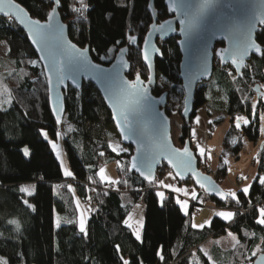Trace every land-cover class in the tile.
Masks as SVG:
<instances>
[{"label": "trees", "instance_id": "trees-1", "mask_svg": "<svg viewBox=\"0 0 264 264\" xmlns=\"http://www.w3.org/2000/svg\"><path fill=\"white\" fill-rule=\"evenodd\" d=\"M17 1L40 20H45L51 10L50 0ZM149 1L85 0L87 10L82 18L71 11L80 6V0H61L59 11L68 24L71 40L80 47L88 45L92 58L99 63L107 64L111 60L105 57L111 51L115 53L128 45L129 35L136 36L137 45L129 46L131 66L127 75L133 79L138 72L147 79L149 71L142 61L141 49L153 22ZM155 7L159 22L172 16L164 0H155ZM0 41L8 45L6 56L0 57V258H5L8 264H124V260L129 264H253L259 253L253 257L252 252L257 246L264 249V225L256 222L258 210L264 204V185L259 182L264 178L263 132L261 139L257 134L249 137L260 144L256 155L259 175L247 194L238 191L237 199L220 201L197 188L218 207L234 210V218L225 221L215 216L210 225L194 228L191 217L197 205L190 204L186 215L175 203L173 192L165 195L161 205L156 189L160 187L159 178L167 168L165 165L150 184L131 170L132 147L128 146V151L123 153L113 150L107 130L113 124L112 116L93 83L84 82L79 90L72 86L64 90L65 114L57 123L50 109L49 91H46L49 86L40 75L44 69L24 30L16 22L0 16ZM257 41L264 47V28L257 33ZM177 42V37L164 42L163 55L156 59V72L178 87L174 100L181 113L184 93L179 79L181 54ZM221 46L224 43L218 42L215 49ZM32 60L39 62L33 66ZM215 63L212 78L197 87L193 114L188 124L183 121L179 138L181 145L189 140L198 156L199 168L205 172L198 144L190 141L191 137H197L196 132L192 133L198 111L207 112L210 120L207 127L212 132L224 118L211 119L209 107L235 117L244 114L254 99L264 98L254 92L256 84L264 89V58L252 57L254 72L245 67L241 76L236 71L229 75L228 65ZM217 90L224 97L223 104L215 98ZM9 94L10 103L5 102ZM167 113L170 115L168 110ZM43 132L53 139L58 138L59 132L63 133L71 177H64ZM25 147L30 153L27 157L22 152ZM243 150L242 138L233 143L234 156ZM112 161L119 162L120 183L117 184L101 181L99 177L101 167ZM220 167L219 174L227 176V164ZM212 175L220 180L214 172ZM249 179L250 176L245 181ZM177 181L180 185L195 186L191 180ZM26 185L36 186L33 195L20 192ZM74 190L90 206L85 225L87 235L79 230ZM124 196L129 202L124 201ZM139 202L145 207L141 240L124 224L133 205ZM57 217L60 228L56 227ZM12 221L18 222L19 228ZM228 233L235 234L240 243L228 250L216 246L209 261L201 246L211 238Z\"/></svg>", "mask_w": 264, "mask_h": 264}, {"label": "snow or ice", "instance_id": "snow-or-ice-1", "mask_svg": "<svg viewBox=\"0 0 264 264\" xmlns=\"http://www.w3.org/2000/svg\"><path fill=\"white\" fill-rule=\"evenodd\" d=\"M214 0H201L198 5H193L188 3L187 0L181 2L179 5H172L171 10L177 11L178 8L183 9L182 16L180 20L181 32L185 36V40L181 41V45L186 48L190 53V62L188 65L189 72L191 76L195 79H199L203 75H207V44L202 43V46L197 45L196 41L200 37L201 33L205 29V14L213 5ZM264 4V0H262ZM61 6V0H51L48 7L51 9L47 12V17L45 22H41L39 19H33L29 16V13L25 8L21 7L20 4L16 3L15 0H0V14H3L9 22H18L27 29V35L31 38L32 44L37 46L41 55L39 61L44 62V69L40 75L44 76L48 88L46 91H51L52 86L59 88L65 84L66 80H71L74 85L79 87L78 78L81 76L91 75V78L97 79L103 85L105 91V98L110 102L112 107L116 125L123 135L124 140H134L136 143V153L131 159V169H135L140 173L148 182L151 184L155 180L153 174V169L157 163H159L161 158L167 159L168 164L176 169V175L183 178L185 171L191 168V162L194 159L192 152L188 147H184L181 151L177 148H171L166 143V137H162L160 134V124L157 120L159 116L158 112H155L152 106L153 97L150 95L149 88L145 85L144 81L141 80L140 74L137 72L135 75V80H128L124 78L122 72L124 69L129 67L127 60L120 59L117 65L113 66V69H104L99 64H92L88 58V49L77 48L75 44L64 39V27L65 25L56 21V17L60 14L58 9ZM87 10V5L85 0H80L79 7H73L72 12L79 14L80 17L84 18V13ZM257 21L260 24H264V8L261 9L259 16L245 18L238 24H234L229 28H222L219 26L209 27L210 34L212 36L220 33L223 35V31H228V35L224 38L229 40V48L220 50L219 56L222 62H226L228 58H231L232 64L235 65V70L240 71L244 67V58L249 55L250 52L255 51L259 53L261 49L255 45L253 42V33L256 31ZM152 31L147 33V39L143 40V50L142 56L143 60L147 63V67L150 70L152 68L151 56L149 53V47L151 46L152 53H160L161 49L152 44L153 36L159 33L160 39L163 40L164 36L169 31H174L172 28V22L165 20L163 23L151 25ZM129 45H137V37L134 35H129L127 37ZM128 52V48H120V56L123 57L124 54ZM110 58V57H105ZM39 61L32 60L30 63L35 66ZM232 75L231 72L228 73ZM39 79V77H37ZM235 79V78H234ZM153 82L151 76L148 78V84ZM193 82L192 79L189 81V87ZM259 91V89H258ZM264 95V94H262ZM62 101V96L56 98L53 101L52 111L55 113L56 122H61V114L63 112V104L60 107H56V102ZM5 102L10 103L11 97L9 94V99ZM187 99L185 98V104ZM253 116L255 117V104H253ZM185 111L187 109L185 108ZM260 120L264 121V115L260 116ZM240 121L244 124H248L249 120L244 117L236 118V127L239 128ZM199 122V118H197ZM71 130V129H70ZM264 131V128L261 129ZM193 135H195V130H193ZM59 135V134H57ZM44 138L47 140V132H43ZM52 149L56 151V155L59 158L61 156V151L58 149V145L51 142ZM199 147V145H197ZM115 151V149H113ZM121 152H127V148H121ZM201 156L204 155V149L199 148ZM24 156H29V149L27 147L22 149ZM103 155V153H101ZM119 163V162H118ZM227 163V161H225ZM61 165H63V160H61ZM142 168H147V172L142 171ZM104 169L101 168L99 171V176L101 181L109 180L110 178L105 176ZM65 176H72L73 173L65 168ZM169 176L173 174L168 173ZM196 183L200 185L201 188H207V186L201 182L199 179V174H196ZM175 179V176H173ZM207 179V178H205ZM264 185V178H260L259 181ZM112 184L120 183V181H111ZM126 183V181H125ZM160 184L165 187L172 189L173 192L180 193L184 192L187 195V190L182 188L174 187L172 184H164L160 181ZM69 188L71 186L69 185ZM34 187H21V193H27L31 196L34 193ZM209 191H215V189L209 188ZM244 194L249 192V187H245L243 190ZM221 198L230 196L233 199H237V194L235 192L218 193ZM157 196L160 197L161 205L165 199L164 192H158ZM193 198H195V192L192 193ZM238 202V200H237ZM24 203L28 207L33 208L27 200ZM176 204L180 205V208L187 215L188 203L187 201H181L179 198L175 201ZM77 208L80 207V202H76ZM137 208L140 206L137 205ZM259 219L256 221L260 225H264V208L259 210ZM219 217L224 220H231L234 216L232 212H219L217 213ZM133 220L131 214L128 215L127 219L124 220V224L133 231L135 238L141 240V230L143 229V218L135 220L134 223L130 221ZM71 223L72 221H68ZM19 228V224L16 221H12ZM135 224V226H134ZM210 224V222H209ZM60 218L56 219V227L60 228ZM192 227L203 228L204 225H195ZM79 230L84 235H87L85 228V220L83 213L79 220ZM231 235V234H230ZM247 235V233H246ZM237 244L240 243L239 240L236 241ZM119 250V246H117ZM259 253V259L256 264H264V249L257 246L256 250L252 252V256L256 257ZM204 255L208 257L211 261L212 257L204 252ZM163 258V257H161ZM251 259V258H249ZM0 264H8L6 260L0 259ZM124 264H129L127 260H124Z\"/></svg>", "mask_w": 264, "mask_h": 264}, {"label": "water", "instance_id": "water-1", "mask_svg": "<svg viewBox=\"0 0 264 264\" xmlns=\"http://www.w3.org/2000/svg\"><path fill=\"white\" fill-rule=\"evenodd\" d=\"M15 2L20 4L17 0H15ZM181 2H184V0H164L165 6L168 8L170 13L172 14V16L170 18H168L167 20L172 22V28L174 29V31H169L164 36L163 40L160 39L159 33H156L153 36V40L151 43L154 44L156 47L161 49V43L162 42L164 43L172 37L178 38L177 45H178V48H179V51L181 54V62H180V66H179V70H180L179 79L181 81V85H182V88L184 91V106H183V109L181 111V116H182L183 120L185 121V123L188 124L190 122V119H191V116H192L193 110H194V101H195V94H196L197 87L202 82L209 81L212 78L213 73H214L216 60L219 61L221 66H227L228 65L235 70V65L232 64L231 58H228L226 62H222L220 60V56H219L220 50L222 48H224V49L229 48V40L227 38H224L225 36L228 35V31H226V30L223 31V35H221L220 33H217V35L212 36L210 34V31L208 30L209 27L214 28L216 26H219L222 28H229L232 25L238 24L239 22L243 21L245 18L259 16L261 9L264 8V4H262V0H214L212 7L210 9H208V11L205 14V29L201 33L198 40L196 41V44L200 45V46H202L203 42H206V44H207V71H208V74L201 76L197 80L194 77H192L191 73L189 72L188 65L190 62V53L188 50H186L185 47H183L181 45V41L185 40V36L183 35V33L180 30L181 27H183V25H181V23H180V20L183 18V16H182L183 9L178 8L177 11L171 10L172 5H174V4L179 5ZM187 2L191 3L193 5H198L199 3H201V0H187ZM21 7L25 8L23 5H21ZM25 10L29 13V11L26 8H25ZM149 11L153 17L152 24L153 23L160 24V23L164 22V21L159 22L158 13H157L156 7H155V0L149 1ZM58 12L60 13L59 9H58ZM0 16H3V14H0ZM29 16L33 19H37V18L32 17L30 13H29ZM40 21L43 23L46 21V19L40 20ZM56 21L65 25L64 33H63L65 40L70 41L72 44H75L77 48L88 49V58L92 64H99L102 68L110 70V69H113L114 65H117L118 60H120V59L127 60L129 67L127 69L123 70L122 75L124 76V78H126L128 80H135V77L133 79H130L127 75L130 72V66H131V64L128 60L129 46H130L129 44L122 47V48H128V52H126L123 57L120 56V53L118 50L113 60L109 61L107 64L106 63L105 64L99 63V62H96L92 58L90 47L88 45L86 47H80L71 40V38L69 36L68 24L63 20L61 13L56 17ZM16 23L18 24V22H16ZM19 26L24 30V32L27 35V29L24 28L22 25H19ZM262 28H264V24H260L257 21L256 31L253 33V42L255 43V45L257 47H259L261 49V51L259 53L252 51L249 53L248 56H246L244 58V67H242L239 72L235 70L239 76L242 75V70L245 68L247 63L251 60L252 56L261 57L262 54L264 53V47L261 46L259 44V42L257 41V33ZM149 31H152L151 26H150ZM27 37H28V35H27ZM145 39H147V34H146ZM28 40H29L30 44L34 47V49L37 51L38 56L40 58L41 53L37 49V46L32 44L30 37H28ZM218 42H223L224 46H222L221 48L216 50L215 48H216V45ZM131 46H134V45H131ZM142 50H143V44H142V49H141V55H142ZM161 52H162V49H161ZM149 53L151 56L152 68L150 70L148 69L147 63L143 60V56H142V61H143L144 65L146 66V68L148 69L149 76H151L153 82L150 85L148 84L149 76L147 79H143L141 76H140V78L142 81H144L145 85L148 86L150 95L153 97L151 103H152L154 111L159 113L157 120L159 121V124H160V134L162 137H166V143L168 146H170L171 148L180 149L181 151L183 150L184 147H188L190 149V151L192 152V155L194 157V159L191 162V168L184 172L183 178L176 175L177 170L173 169L172 166L170 164H168L167 159L161 158L159 163H157L153 169V174L155 176V179L158 176L159 170L165 165L167 168H169V170H171L173 172V174L176 176V178L179 181L185 182V181L191 180L194 183L196 188L200 189L202 192H204L209 197H213V198L220 200V201H224L227 198H232L230 196H226L225 198H221V196L218 195V193H220V192L225 193V194H227L229 192L225 191L221 187V184L215 179V177H213V175H211L210 173L205 172L199 168L198 156H197L196 152L193 150L189 140L185 141V143L182 146H177L175 144L174 139L172 137V119L166 112V106H167L169 94H168V92H164L160 95L155 94V89L157 86V82H156L157 81L156 59L160 58L162 55L160 53H152L151 46L149 47ZM40 64L43 67L44 62L40 61ZM43 69H44V67H43ZM44 71H46V69H44ZM190 79H192L193 82L191 83V86L189 87ZM84 82H91L96 86V88L98 89V91L101 94L106 106L108 107V109L111 113L113 123H114V125H115V127H116V129L120 135L122 143L126 146H130L133 148L134 151H133V154L130 158V167H131V159L133 156L137 155L136 143L134 142V140H124L123 139V135L120 133V130L116 125V121L114 118L112 107L110 106V102L105 98V91H104L103 85L100 82H98L97 79L91 78V75L81 76L78 78L79 87L74 85L71 80H66L65 84L59 88H55V86L53 85L52 90L49 91V102H50V109H51L52 114L56 118L55 113L52 111L53 101L56 100L57 97L62 96V101L56 102V107H60L61 103L63 104V112L61 114V121H62V119L64 118V114H65L64 90L67 89L68 86H72V87L79 90L82 88V85ZM258 89H259V91H258ZM254 92L257 94L258 97L264 96V95H262V94H264V92H263L260 84H256V86L254 87ZM185 98L187 99L186 104H185ZM185 108L187 109V111H185ZM263 134H264V131H263ZM131 170L133 172H135L138 176L144 178L135 169H131ZM142 171L147 172V168H142ZM196 174H199V179L201 180L202 183H204L207 186V188H201L200 185L196 183V179H197ZM205 178H207V179H205ZM209 188L215 189V191H209L208 190ZM258 259H259V256L254 260L253 264H256Z\"/></svg>", "mask_w": 264, "mask_h": 264}, {"label": "rangeland", "instance_id": "rangeland-1", "mask_svg": "<svg viewBox=\"0 0 264 264\" xmlns=\"http://www.w3.org/2000/svg\"><path fill=\"white\" fill-rule=\"evenodd\" d=\"M163 44L164 43L162 42L161 47L163 46ZM117 51L115 53L111 51L108 56L110 58L109 59L106 58V60H113ZM7 52H8V45L5 42L0 41V57L6 56ZM103 60H105V58ZM249 64L250 66L246 65V68L248 67L249 72L253 73L254 66L252 63H250V61ZM156 82H157V86L155 89L156 95H160L164 92H168L169 94L167 106H166V112L168 110V112L170 113L169 116L172 119V137L177 146H182L181 143L179 142L180 141L179 138L182 131L184 120L181 116V113H179V111L176 109V103L174 100V96L179 93L178 87L173 82H167L165 79H162L159 76H157ZM248 89L249 91H251L250 88ZM247 95H249V93ZM215 98H218L219 103L221 104L224 103V97L220 92V90L216 91ZM183 104H184V96H183ZM254 104L256 106L255 117L253 116V107H252L253 105H250L244 114L235 117L226 115L223 110H218V109H214L213 107H209L211 108L213 115L211 119L215 120L221 117L224 118L223 122L217 125L212 132H209L207 127V123L210 121L206 115L207 112H205L202 109L199 110L198 115L195 119L196 127L194 130L198 138L197 144L199 145V148H203L205 152V154L202 156V161L204 162V164H202L203 169L206 170L207 168H210V170L214 172V174H216L218 179L221 180V181L219 180L218 182L221 184V187L227 192H235L237 194L238 191H242L245 187H249L250 190L253 181L259 175L256 155L260 144L257 145L255 142L251 141L249 137L254 136L255 134L258 135L259 139H261L262 137L263 131H261V129H262L263 121L260 120V116L264 115V98L262 97L261 99L258 98L254 99ZM237 117H244L249 120V123L244 124L243 121H240L241 126L237 128L236 127ZM197 118H199V122H197ZM107 130H108V136L111 147L115 149L117 153H123L120 151V149L127 148L128 146L122 143L120 135L114 123L108 125ZM241 138L244 141V150L240 153L239 156L236 157L231 152V148L233 147V143H236V141ZM47 140L56 143L58 145V149L61 151V156L57 158L60 164H61V160H63V165H61L63 175L65 168L72 172L64 144L63 133L59 132L57 139H53L48 135ZM54 152L56 154L55 150ZM226 160H227L226 163L227 176H221L219 174L220 171H218L217 169L220 166H221L220 168H222ZM118 166H119L118 162L112 161L101 167L105 170L104 171L105 176L110 178L109 180H105V182H111L112 180L115 181L119 180L120 175L118 172ZM169 172H170L169 168H165L164 173L159 178L160 192H164L165 194H169L168 193L169 191L173 192L172 189L163 187L160 184V181H163L164 184H172L174 187L177 188L187 189V185H180L176 177L175 179H173V176H175L173 172H171L173 174L172 176L168 175ZM238 176H243V177L250 176V179L242 183H238L236 181V178ZM64 177H69V176L64 175ZM24 187H28L30 189L34 187V189H36L35 185H26ZM71 187L74 189V186ZM166 190L168 191L167 193L165 192ZM73 192L75 193L74 196L76 202L77 200L80 202V207L78 208L79 210L78 220H80L81 213H83V217L86 225V221L89 213V207H90L89 203H85L84 201H82L79 195L77 194L76 190H74ZM173 194L175 195L176 198H179L180 200H184V201L187 200L189 207L190 204H192V201L196 200L192 196L185 195L184 192H180V193L173 192ZM123 199L125 201V199H127V196H124ZM199 204L200 205L197 206V211L193 214V217H191L192 224L198 226L204 225V227L208 226L210 225L209 222L211 223L212 219L215 216H218L217 213L219 212H232L235 216L234 210H226L220 208L217 205H215V203L212 200L208 199L206 196L205 198L201 199ZM189 207H188V211H189ZM225 221H230V220H225ZM196 228H200V227H196ZM236 241H237V236L235 234L228 233L227 235H222L209 239L204 243L201 250L203 253L207 252L208 255L212 257L213 249L216 246H220L221 248L228 250L231 249L233 246H235ZM0 259L5 260V258L2 257Z\"/></svg>", "mask_w": 264, "mask_h": 264}, {"label": "crops", "instance_id": "crops-1", "mask_svg": "<svg viewBox=\"0 0 264 264\" xmlns=\"http://www.w3.org/2000/svg\"><path fill=\"white\" fill-rule=\"evenodd\" d=\"M186 190H187V193H188L187 195L188 196H192V193L195 192V198L194 199H196V201L198 203L201 201L202 198H205V195L201 194L195 186H187ZM181 201H184V200H181ZM185 201H187V200H185ZM125 202H129V199L128 198L125 199ZM137 205H139L140 207L137 208L136 207ZM188 206H189V204H188ZM129 214H131L133 216V220L130 221L131 223H134L135 220H138L141 217L143 218V221H144V218H145V207H144L143 202H139L137 204H134ZM134 226H135V224H134ZM142 230H141V235H142Z\"/></svg>", "mask_w": 264, "mask_h": 264}, {"label": "built area", "instance_id": "built-area-1", "mask_svg": "<svg viewBox=\"0 0 264 264\" xmlns=\"http://www.w3.org/2000/svg\"><path fill=\"white\" fill-rule=\"evenodd\" d=\"M247 66H250L249 62L247 63ZM245 67H246V66H245ZM234 71H235V70H234L232 67L229 66V72L234 73ZM190 141L193 142V143H198V138H197L196 136H195V137H191ZM170 172H171V170H170ZM206 172L210 173L211 175L213 174V172L210 170V168H207V169H206ZM245 178H248V176H247V177L239 176V177H237L236 180H237L239 183H241V182H243V181L245 180ZM156 190L159 191V189H156ZM159 192H160V191H159ZM165 192L167 193L168 191L166 190ZM169 192H170V191H169ZM169 192H168V193H169ZM165 195L168 196V194H165ZM192 203H193L194 205L199 206V205L197 204V201H196V200H193ZM261 207L264 208V204H263Z\"/></svg>", "mask_w": 264, "mask_h": 264}, {"label": "flooded vegetation", "instance_id": "flooded-vegetation-1", "mask_svg": "<svg viewBox=\"0 0 264 264\" xmlns=\"http://www.w3.org/2000/svg\"><path fill=\"white\" fill-rule=\"evenodd\" d=\"M221 47H222V46H221ZM221 47H220V48H221ZM252 57H254V56H252ZM255 57H257V58H259V59H262V58H264V53L262 54L261 57H258V56H255ZM216 61L219 62L218 60H216ZM158 94H159V93H158ZM197 204L200 205L198 202H197Z\"/></svg>", "mask_w": 264, "mask_h": 264}, {"label": "bare ground", "instance_id": "bare-ground-1", "mask_svg": "<svg viewBox=\"0 0 264 264\" xmlns=\"http://www.w3.org/2000/svg\"><path fill=\"white\" fill-rule=\"evenodd\" d=\"M226 158V157H225ZM245 181V180H244ZM239 183V182H238Z\"/></svg>", "mask_w": 264, "mask_h": 264}]
</instances>
